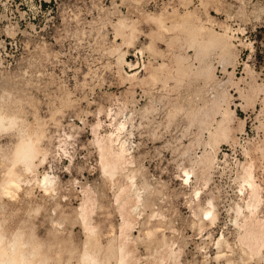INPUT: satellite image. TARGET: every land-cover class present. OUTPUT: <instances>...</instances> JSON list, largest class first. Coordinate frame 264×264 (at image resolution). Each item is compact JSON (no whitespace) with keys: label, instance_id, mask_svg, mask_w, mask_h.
I'll list each match as a JSON object with an SVG mask.
<instances>
[{"label":"rangeland","instance_id":"374dc122","mask_svg":"<svg viewBox=\"0 0 264 264\" xmlns=\"http://www.w3.org/2000/svg\"><path fill=\"white\" fill-rule=\"evenodd\" d=\"M183 16L214 40L159 28ZM0 103L17 118L0 130V184L19 127L41 136L34 172L19 169L29 178L11 198L0 190V233L31 235L45 248L35 264H77L86 195L102 253L120 242L126 200L134 264H169L171 249L181 264H264V245L250 255L240 240L244 220L264 227V0H0ZM108 134L129 161L112 179L98 148ZM44 173L55 192L42 190Z\"/></svg>","mask_w":264,"mask_h":264},{"label":"bare ground","instance_id":"6f19581e","mask_svg":"<svg viewBox=\"0 0 264 264\" xmlns=\"http://www.w3.org/2000/svg\"><path fill=\"white\" fill-rule=\"evenodd\" d=\"M183 17H184V19L181 20V21H178L177 23H174V21H173L174 25L172 27H169L168 25L164 24L160 20L158 22L159 23L158 24L159 25V28H161L163 31H167V32L168 31L171 32V30H173V31H176V30L177 31H180L181 33H184L185 36L188 37V40H190L192 42H195V43H199L200 42V41L198 42L199 35L203 36V38H201V43L202 44L203 43L209 44V42H211L212 40H214L213 38H215V37H213V36L215 35V31L213 30L212 27L205 26V25L200 24L198 22H197L198 25H195V23L192 24L191 22L188 23V21H186L188 18L185 19L186 17L185 16H183ZM199 18L197 17V19H199ZM180 19H182V18H180ZM194 19H195L194 21H197L196 20V17H194ZM213 23L214 22H211V25L212 26H213ZM208 24H210V23H208ZM128 28H129V26H128ZM128 32H131V29ZM203 33H205L207 37ZM222 33L223 34H222L221 37L225 36V34H226L225 33V30H223ZM124 35H126V34H124ZM221 42H223V41H221ZM202 49H204V48H202ZM201 52H202V50H201ZM117 61L120 64H128V66H131V68L129 69L131 71V74H128L130 77H132V76L134 77L135 75H137V72H138L137 66H133V64L129 63V61L126 58L124 52H121L118 55ZM1 107H3V106H1ZM5 108H6V105H5ZM10 109H12V108H10ZM14 112H16V111H14ZM18 113H19V110H18ZM224 117H225V115H224ZM224 117L222 118V120L223 119L225 120ZM19 120H21V119L19 118ZM27 124H29V122ZM31 124H32V122L30 123L29 127L31 126ZM35 125L37 126V124H35ZM14 126H17V118L14 116V114L11 113V111H10V114L4 113V112L0 111V130H3L4 129V132H6L8 130L7 128H10V130H11L12 127L14 129ZM25 126H27V125H25ZM25 126H24V128H25ZM18 130H20L21 133L19 131L20 134L18 135L17 140H15L16 142L14 143L13 147L11 146L12 148L10 147L11 148V151H10V159L8 158V160H7L10 163L9 164L7 163L8 164V167L4 171L2 170V172H3L2 174L3 175H2V179H1L2 182L0 184V186H1L0 187L1 189L0 190H1L2 194L3 195H6V196H10V198H11V196L15 195V192L20 188V186L23 183L24 179L29 178V177H27V178H24L22 180V178H21L22 174L19 173V169H22L23 172L26 171L25 173H27V172L28 173L29 172L30 173L31 172H34V169H35V166H36V160H40V157H41V148H40V144H39L40 143L41 136H39L37 133H35L36 131L34 133L33 132H27L28 130L25 131V132H23L20 127H19ZM17 132L18 131L16 130L15 133H17ZM43 132H44V130H43ZM13 133H14V131H13ZM215 133H217L216 130L213 133L214 136L216 135ZM40 134H42V132ZM43 134L45 135V133H43ZM44 135L42 136V138L44 137ZM16 136L17 135L15 134V138H16ZM107 137H108L107 139L109 141V144L108 143L106 144V142L105 143L100 142V140H99L98 141L99 142L98 148H100L99 151H101L100 152L101 153L100 155L102 157V158L100 157L101 160H102L101 161L102 162L101 163V166H102L101 169H102V171L106 175H108L109 177H111L110 179H112L113 176L118 171L120 172V169L128 161V159L126 160L127 157L125 156L127 150L124 147L123 143L122 144L120 143L119 147H117L116 149H114V147H112V144H114L113 141L116 138L118 140L119 136H117V137L115 136L116 138L114 140L112 139V134H110V135L108 134ZM43 160H44V157H43ZM17 167H19V168H17ZM184 172H185V175L188 177L189 172L187 170L184 171ZM39 173H40V171H39ZM41 174L42 173H40V175ZM131 175H130V177H127V176L126 177L127 178H130V180L132 178H135V177H132ZM52 178H53V176L51 177L47 173H44L42 175V177L39 179V184L42 186V190L44 189L43 190L44 192H47L49 190H51V192L54 191V190L52 191V189H53V185H54L53 184L54 183L53 180L55 179V177H54V179H52ZM185 179H188V178H185ZM31 180L32 181L35 180V181L38 182V179H35V178H34V180L33 179H31ZM32 181H29V182H32ZM128 181H129V179H128ZM29 182H26V185ZM250 183L252 184V182H250ZM127 185L128 186H124V187L121 188L120 193L121 192L122 193H126V191L128 192L130 190L131 186H133V183L131 182L130 184H127ZM251 188H252V193L251 194H255L256 192L254 191L255 188L253 187V184L251 185ZM252 197H253V195H252ZM12 199H14V198L12 197ZM84 200L85 201H83V203L80 206V210L78 209L79 210V216H77V217H80L82 223L84 224V226L87 229V231H88L89 234H87L88 235V239L86 237V240H85V243H84L85 245H84V248H83L82 252L80 254H78V260L76 261L77 264H134L133 259H135V258L132 256V251H131V249L128 246V238H127V235H126V232H128V230H129V228L131 226V221H130V219L127 216H124V214L128 212V210L125 208V203L127 204L128 201L126 202V200H124L125 201V203L123 202L124 208L122 207V209L124 210L123 217H122L123 218V221L121 223L122 226H120L121 227L120 234H117L120 237V242L116 246V248L114 249V251H108V252L102 253L101 250H100V246H98L99 244L98 245L96 244L97 242H96V237L95 236H96V232H97L96 229H98V226L95 228L96 225H93L92 223H90V220H91L90 218H91V213H92V208L91 207H92V202L93 201L87 195H86V199L84 198ZM248 205H250V204H248ZM205 213H206V215L207 214H210V213L212 215V209L206 210ZM211 215H209V216L211 217ZM151 219H152V217H151ZM251 221L244 220L243 224L240 225L244 229L243 230V233L240 235L241 236L240 237V240L242 241V243L245 244L244 247H247L248 250H246V251H249V254L250 255H253V254L258 255L259 252H260L261 247L264 245V227H263V229H261L262 228L261 227L262 226L261 223H260L261 226H259L258 225L259 223L256 224L255 222H251ZM56 224H58V223H56ZM257 225L259 227H261L260 228L261 230L260 229L258 230V228H257L258 226ZM56 226H58V225H56ZM59 226H60V224H59ZM159 226H160L159 224L158 225L157 224H153L152 227H151V230H152V228L154 230H157V228ZM1 229H0V231H1ZM87 231H84V232H87ZM109 231H110V229H109ZM147 231H149V230H147ZM111 235H112V233H111ZM30 237H31V235L29 236V238L27 237L28 239H25L23 237V233L22 232L21 233L16 232L12 236V238L7 241V240H5L6 238L4 239V235L0 233V264H35V258L38 257V255L41 253L39 248L40 247L43 248V246H40L39 244L38 245L40 247L37 246ZM111 238H112V236H111ZM7 239H8V237H7ZM56 239H57V237L55 238V240ZM57 240H59V238ZM216 244H217V253L215 255V259L220 262V259H222V258L225 257V249H221V246H220L221 239H218L217 242H216ZM55 245H56V243H55ZM48 246H49V244H48ZM53 246H54V244H53ZM60 246L63 248L64 246H67V245H64V246L60 245ZM226 246L229 247L227 244H226ZM50 247H49V249H50ZM43 249H45V248H43ZM52 249H54V248H52ZM59 249H61V248H59ZM64 249H66V248L64 247ZM54 250H57V249H54ZM50 252H52V251H50ZM60 252L61 251H59V253ZM70 252L71 251H69V253ZM55 254L52 257H55ZM41 255H42V253L40 254V257H41ZM48 257L50 258L51 256L48 255L47 258ZM69 257H70V254H69ZM69 257H66L65 256L63 259L61 258V260L59 259L60 257L59 258L56 257L57 260L54 259V261L52 262V264H72V262H71V260H70ZM112 257H114V262H111L110 261V259ZM167 257H169L170 260H171V263H169V264H181V262L178 261L177 258L175 257V251H173L172 249L169 251V254L167 255ZM248 257H250V256H248ZM47 258L45 259L46 261H47ZM164 258H165L164 256H160V257H158V259H153V260H149V261L147 260V262L145 261L143 264H165L163 262L164 261ZM42 260L43 259L38 258V261H39L38 263L39 264H41V263L44 264ZM48 261H50V260H48ZM51 261H52V259H51ZM38 263H36V264H38Z\"/></svg>","mask_w":264,"mask_h":264}]
</instances>
